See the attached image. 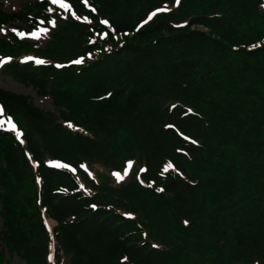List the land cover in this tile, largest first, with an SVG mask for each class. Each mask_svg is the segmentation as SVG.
Instances as JSON below:
<instances>
[{
	"label": "trees",
	"instance_id": "16d2710c",
	"mask_svg": "<svg viewBox=\"0 0 264 264\" xmlns=\"http://www.w3.org/2000/svg\"><path fill=\"white\" fill-rule=\"evenodd\" d=\"M69 1L77 15L56 16L60 23L47 35L44 47L0 40L2 53L15 57L31 53L46 61L35 67L14 60L8 72L49 96L58 113L39 110L25 97L0 89V102L24 130L26 142L23 147L12 133L0 132V242L7 251L26 264L31 249L38 251L35 264H52L48 254L56 258V264H170L175 248L152 229L144 231L152 215L159 219L162 211L169 210L190 230L197 226L188 209L198 195L215 210L222 203L216 196L228 194L254 202L248 210L264 206V117L230 101L227 94L216 100L212 93L215 88L226 92L233 86L238 58L256 63L264 59V0H178L163 5L167 11L138 29L135 24L152 6L150 0H89L97 7L95 13L81 0ZM46 7L44 1H34L13 15L1 12L0 23L32 26L40 15L44 19L52 15ZM100 18L107 19L106 26L100 25ZM101 30L107 31L104 38L96 35ZM128 32L131 37L125 36ZM78 57L83 58L79 66L54 67ZM201 66L206 71L197 79L189 78ZM223 74L229 82L222 79ZM167 80L169 86L154 87ZM259 98L264 113V94ZM92 105L93 120L82 116ZM127 117L137 125L136 143L117 128L108 131L109 141L99 138L97 133H103L114 118ZM93 146L103 147L102 153L88 150ZM141 146L146 158L170 154L181 165L169 173L161 191L142 189L133 181L135 193L140 188L150 194L152 207L110 176L124 159H141L132 149ZM70 150L80 156L73 163L88 160L92 170L98 166V181L87 180L81 172L72 176L44 166V160L63 158ZM225 150L235 151L243 161L231 159ZM185 164H194L196 170L189 172ZM100 169L107 173L99 178ZM23 171L26 174L20 177ZM36 175L42 177L40 187ZM60 185L64 190L58 191ZM41 207L57 222L55 252L42 223ZM186 229L182 239L190 242L189 247L201 244L189 238L195 229ZM233 229V246L224 254L219 239L209 264H264V244L252 233ZM32 238L42 241V247L34 248ZM0 264H11L1 251Z\"/></svg>",
	"mask_w": 264,
	"mask_h": 264
},
{
	"label": "rangeland",
	"instance_id": "374dc122",
	"mask_svg": "<svg viewBox=\"0 0 264 264\" xmlns=\"http://www.w3.org/2000/svg\"><path fill=\"white\" fill-rule=\"evenodd\" d=\"M29 0H0V7L1 6H9L11 8L17 7L21 3H25ZM69 1V0H67ZM91 5H93L94 9H97V7L92 4L89 0H87ZM162 3L160 6L158 5L157 1L150 0V3L152 6L148 9L146 14L142 17V19L138 20L135 24L136 26L142 27L146 23H151L155 18L161 15L163 11L155 13L150 19H149V13L155 12V9L157 8H163V5H174L178 3L176 0H158ZM166 1V2H164ZM44 2L47 4L46 10L51 9V13L54 14V17H48L47 19H44L42 15L39 17L43 20L45 23V29L44 31L48 36L50 33H52L57 25L60 23L56 20V16L60 15V13L63 11L61 7H56L54 4H52L51 0H44ZM51 3V4H49ZM57 9V12L55 10ZM53 20V24H49L48 21ZM143 22V23H142ZM195 28L204 30L201 26H196ZM206 30V29H205ZM5 32H13L18 35V32L13 27H8ZM41 31H38V33ZM98 37H105L106 35L101 36V31H99L96 34ZM132 33L128 32L125 33V36L131 37ZM19 37L23 40H27L29 42H37L42 43V39L37 34L36 36H30L26 37L20 36ZM118 37L122 38V35H118ZM86 52H84L81 56H84ZM168 58L171 57V50L170 52H167ZM237 60L240 61L239 68L232 71V80L233 79H239L233 84L232 87L227 88L226 92L224 89L215 88L212 90V93L214 94V98L216 100H222L224 99V96L229 97V100L234 103H240L246 108L250 109L252 113L254 114H260L262 117H264L263 111H261L257 99L258 96L261 94H264V59L260 62L256 63L255 61H249L247 59L238 58ZM236 62V61H235ZM7 65L0 64V89H4L9 92H13L15 94L21 95L25 97L30 103L32 107L40 108L42 110L51 112L53 110L51 99L45 96H41L38 94L36 89H34L30 85H26L22 82H19L12 78V76L9 75V73L3 69L2 67ZM206 71V67H198L195 71L191 72V75L189 78H199L200 73H203ZM160 72V69L159 71ZM160 77V76H159ZM162 77V76H161ZM222 79L227 80L229 82V79L225 77V74H223ZM198 81V80H195ZM233 83V82H232ZM169 86L168 80L167 81H161L154 84V87L156 89L160 88L161 86ZM257 100V101H256ZM147 102V101H146ZM95 105L89 106L88 112H84L82 116H86L93 120V114L91 113V109H93ZM65 111V110H64ZM56 115V113H55ZM112 128H117L120 131H122L125 136L128 138H132L133 142L136 143V138H139V133L137 129V125L135 123L134 118L127 117L122 119L114 118L110 124H108L106 127H104L103 130H105L103 133H97L100 134V139L104 137V143L106 140L109 141L108 131ZM48 128H45L47 131ZM258 135L261 136L263 133L258 132ZM97 137V136H96ZM101 142L100 144L103 145L104 143ZM103 147H100L97 149L96 146H93L89 148L88 150H96L102 153ZM142 147V146H141ZM140 149H137L136 147H132V149L135 150V155L140 154L141 159H124L123 162H119L120 165H117L114 167V169H118L120 171V183L123 184V186H126V191L130 193L131 195H139V197L152 207V200L149 198L151 197L150 194L144 192L141 186H147L148 188H154V189H161L163 190V184L166 182L168 175L170 172L174 171L176 169L177 165H180L175 156H172L170 154H166L159 158H146L145 156V150L142 147ZM225 155H228L231 159L237 160V161H243L241 156H239L235 151L231 150H225ZM80 156L74 154V150L67 151L65 157L61 158L64 161L70 163L75 168L79 164H86V166L91 171V177H88L84 175V177L89 181H98V175H97V165H94L92 170L88 164L90 161L88 160H79L76 163H73V161L78 160ZM145 158L146 160H142ZM32 159V158H31ZM140 160V161H139ZM256 161L258 162V159L256 158ZM131 162V163H129ZM64 164V163H63ZM192 164H185L183 167L186 170H189V172H194L196 170L195 165L189 166ZM181 166V165H180ZM189 166V167H188ZM117 167V168H116ZM64 168V167H62ZM188 168V169H187ZM141 169H144V171H141ZM74 173L73 169H71ZM218 170H223L221 167L218 168ZM106 170L100 169L98 171L99 178L100 175L106 174ZM26 171H23L20 173V177L25 176ZM110 176L115 179V175L113 176L110 171ZM81 179V178H80ZM41 181L42 177H41ZM82 183L85 184V180L81 179ZM136 182L140 188L139 191L135 193L133 188L131 187V184ZM101 182V179H100ZM102 184V182H101ZM152 186V187H150ZM57 189L60 191L62 189V186H58ZM160 190V191H161ZM229 195V194H228ZM228 195H217L216 201H220L222 203H227L230 206V209L226 208L222 203H220L217 210L214 209V205H212L208 200L202 198L200 195H198L196 198H194L189 205L188 212L191 217L195 218L196 220V226L197 228H193L190 226V230L192 232L189 235V238H197L198 242L201 244H197L196 246L189 247L190 242H185L182 237L184 234H182V230L186 229L188 226H184L180 221L178 220L179 217L175 218V216L171 215L169 210L162 211L161 216L159 219H156L154 215H152V218L150 219V226L149 229L144 228V231H148L152 229L154 232L161 235V237L169 242L170 246H173L175 248V252H179V254L175 253L171 256L170 264H209L212 256L215 252V246L219 239L222 240V245L219 247L221 252L226 254L229 251V247L233 246L234 243V229L233 227H236V230H241L242 233H252L254 234L257 239L259 240L260 244H264V206L259 207L256 205V209L254 210H248L250 203H254L252 201H249L248 199L245 200L243 195L232 197ZM237 200V201H234ZM155 202H157L154 198H152ZM217 203V202H216ZM259 207V208H258ZM255 211V212H254ZM46 222L50 228H52L55 225V221L48 218V214L46 213ZM212 215L215 216V221L212 219ZM218 218L216 220V217ZM208 221V222H207ZM1 226V224H0ZM183 228V229H182ZM187 230L186 231H190ZM32 245L35 246L34 248L42 247V241H39L38 238L31 239ZM1 243V242H0ZM57 243V242H56ZM2 244V243H1ZM0 244V251L4 255V259L11 264H26L24 260H21V258L13 253L6 254L4 250V245ZM182 245H185V247H182ZM192 245V244H191ZM181 246V247H180ZM38 252V251H37ZM37 252L35 253V250L31 249L29 256L27 258V264H35V262L38 263V255ZM239 253V250H238ZM241 253V252H240ZM240 258V260H242ZM121 258L119 259V262ZM64 262V261H63Z\"/></svg>",
	"mask_w": 264,
	"mask_h": 264
},
{
	"label": "snow or ice",
	"instance_id": "6c2138e0",
	"mask_svg": "<svg viewBox=\"0 0 264 264\" xmlns=\"http://www.w3.org/2000/svg\"><path fill=\"white\" fill-rule=\"evenodd\" d=\"M52 4H57V3H60V6L61 7H67L66 4L62 3V0H51ZM178 2V0H177ZM94 10V9H93ZM49 11H51V9H49ZM161 11H167V8L164 7V8H157L155 9V12H152V13H149V19L155 14V13H158V12H161ZM49 24H53L54 25V21L53 20H49L48 21ZM101 23H104V24H107L108 21L106 20H103L101 21ZM143 23V22H142ZM47 29H38V30H35L33 32H30V33H27V35H30V36H36L38 34V31H46ZM20 36H24L25 33L24 32H19L18 33ZM104 34L102 33L101 36H103ZM90 55V54H89ZM10 59V57H5L4 59H0V64L4 63L6 60ZM24 60H32V59H35L33 57H23ZM82 59L83 58H80V59H77L75 61H73L74 63H81L82 62ZM35 62L38 63V64H43V63H46V61L42 60V59H35ZM57 67H59V65H57ZM110 95V94H109ZM2 108H0V112H2ZM9 125L11 127H15L14 125L11 124V120L8 121ZM69 127H72L71 124L68 125ZM17 135H19V133H17ZM47 163L49 164H55L57 167H65L67 168L68 165L67 164H61L59 161H55V160H50V161H47ZM131 163V162H129ZM81 168H84L85 165L81 164L80 165ZM141 171H144V169H141ZM114 175H116L118 178H119V174L118 173H113ZM161 189H157V191H160ZM93 207H95V205H93ZM125 216H131V213H124Z\"/></svg>",
	"mask_w": 264,
	"mask_h": 264
}]
</instances>
